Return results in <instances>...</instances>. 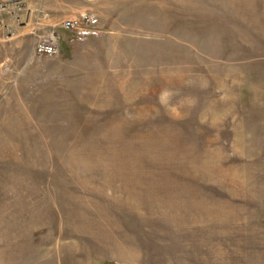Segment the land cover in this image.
I'll use <instances>...</instances> for the list:
<instances>
[{
  "label": "rangeland",
  "instance_id": "rangeland-1",
  "mask_svg": "<svg viewBox=\"0 0 264 264\" xmlns=\"http://www.w3.org/2000/svg\"><path fill=\"white\" fill-rule=\"evenodd\" d=\"M38 4L59 55L0 29V264H264V0Z\"/></svg>",
  "mask_w": 264,
  "mask_h": 264
},
{
  "label": "built area",
  "instance_id": "built-area-1",
  "mask_svg": "<svg viewBox=\"0 0 264 264\" xmlns=\"http://www.w3.org/2000/svg\"><path fill=\"white\" fill-rule=\"evenodd\" d=\"M27 1L0 0V29L7 27L5 17L18 25H24L30 19H35V25L31 31L34 54L48 58L59 55L60 39L54 26L48 23L50 20L49 12L40 4L33 10L27 9ZM59 25L65 31L84 40L87 36L98 32L99 19L95 15L81 14L80 16L64 18ZM47 26L51 27L47 29Z\"/></svg>",
  "mask_w": 264,
  "mask_h": 264
}]
</instances>
